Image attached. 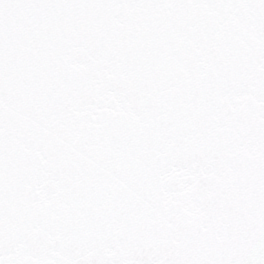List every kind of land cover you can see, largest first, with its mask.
Here are the masks:
<instances>
[{
    "label": "snow or ice",
    "instance_id": "snow-or-ice-1",
    "mask_svg": "<svg viewBox=\"0 0 264 264\" xmlns=\"http://www.w3.org/2000/svg\"><path fill=\"white\" fill-rule=\"evenodd\" d=\"M0 264H264V0H0Z\"/></svg>",
    "mask_w": 264,
    "mask_h": 264
}]
</instances>
